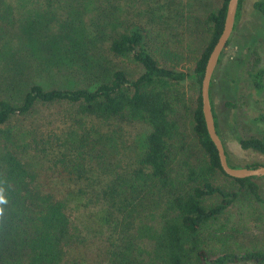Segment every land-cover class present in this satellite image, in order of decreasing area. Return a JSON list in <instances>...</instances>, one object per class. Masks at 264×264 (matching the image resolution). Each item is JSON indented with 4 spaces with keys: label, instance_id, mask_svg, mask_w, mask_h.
Listing matches in <instances>:
<instances>
[{
    "label": "trees",
    "instance_id": "1",
    "mask_svg": "<svg viewBox=\"0 0 264 264\" xmlns=\"http://www.w3.org/2000/svg\"><path fill=\"white\" fill-rule=\"evenodd\" d=\"M64 1L73 10L47 43L58 51L49 50L48 57L31 45L19 50L7 38L18 18L12 1L0 0V264H264L259 248L234 252L232 229L227 236L218 221L242 190L262 200L254 181L259 176L234 178L223 171L201 110V77L228 0L201 20L202 49L192 72L181 69V61L199 46L187 38L172 48L159 28V20L182 15L183 0ZM252 4L264 16V0ZM113 58H131L140 73L131 79ZM46 69H64L82 84L52 86ZM263 72L250 73L257 89L264 87ZM187 78L198 87L192 110L204 155L198 159L184 135L189 106L181 83ZM211 85L212 79L210 98ZM61 102L76 111L69 115L71 129L47 130L52 120H43L50 117L34 111ZM114 120L149 128L142 153L126 171L106 158L105 127ZM214 120L219 133L215 113ZM238 143L264 156V139ZM217 172L236 181L239 191L214 184ZM214 194L219 201L206 204Z\"/></svg>",
    "mask_w": 264,
    "mask_h": 264
},
{
    "label": "rangeland",
    "instance_id": "2",
    "mask_svg": "<svg viewBox=\"0 0 264 264\" xmlns=\"http://www.w3.org/2000/svg\"><path fill=\"white\" fill-rule=\"evenodd\" d=\"M11 1L18 20L14 29L8 33L7 38H12L19 50H25L31 45L38 48L43 56L51 57L49 50L57 54L55 46L47 47V43L56 40L54 36L59 30L60 23L63 22L65 15L73 10L66 4L67 2L64 0ZM254 1L244 0L240 21L233 29L226 49L221 54V59L213 73L211 85V101L216 115L217 128L223 140L229 163L238 167L251 162L264 161V156L261 153L252 149H243L238 143L239 138L249 136L264 139V87L262 89L255 88L250 76V73L255 70L261 68L264 70V16L253 8ZM183 2L185 8L182 15L168 23H162L159 20V28L163 29L169 41L172 40L170 41L172 48L176 49L179 46L178 41H185L187 38L193 40L197 47L199 46L196 52H191L185 60L181 61L180 68L192 72L194 60L202 49L200 46L202 35L197 32L200 30L198 26L210 11L219 6L220 2L219 0H201V2L199 0H183ZM88 16V14L81 16L85 20V24L88 21ZM35 28L38 29L34 30ZM26 38L28 40L24 44L23 39ZM113 59L118 66L125 69L131 79L137 77L141 71V66L131 58ZM159 60L161 61V58ZM44 76L52 82V86L74 88L82 84L80 77H74L72 73L69 75L64 69L58 72L46 69ZM262 78L264 83V72ZM181 84L189 106L188 111H183V114H186L183 115L184 135L193 152V159L202 158L204 156L203 149L194 132L192 121V110L196 105L198 87L190 78ZM35 110L34 116L45 114L50 117L43 121L52 120L48 124L47 130L55 132H58L59 129V132L71 129L69 115L76 113L74 107L62 102L40 105ZM105 128L109 129V132L107 131L109 140L106 144L108 157L106 158L115 163V169L128 170L135 164L137 156L142 153L144 138L149 130L148 126L140 122L121 123L114 120L110 126ZM30 152L33 154L36 150L32 149ZM28 157L35 159L37 156ZM254 181L259 185L262 200L258 201L242 190L218 220L224 224L227 236L232 229L233 237L230 244L232 246V243L235 244L234 252L255 247L264 251V178L259 176ZM213 182L226 191H239L240 188L236 181L221 172L215 174ZM219 199V196L214 194L207 196L204 202L212 204L218 202ZM94 210L96 209L94 208ZM69 211L72 216L78 215L73 206L69 208ZM86 235L89 239L92 237V235ZM230 264L253 263L241 261Z\"/></svg>",
    "mask_w": 264,
    "mask_h": 264
},
{
    "label": "water",
    "instance_id": "3",
    "mask_svg": "<svg viewBox=\"0 0 264 264\" xmlns=\"http://www.w3.org/2000/svg\"><path fill=\"white\" fill-rule=\"evenodd\" d=\"M238 4L239 0H228L227 2L223 28L216 43L214 44L208 55L204 73L201 77L199 94L201 97V110L206 129L211 140L215 144L220 165L223 171L231 177L244 178L250 176H264V165L260 164L256 167H233L229 164L224 143L216 129L210 98L211 79L219 63V57L225 51L228 40L233 32Z\"/></svg>",
    "mask_w": 264,
    "mask_h": 264
}]
</instances>
